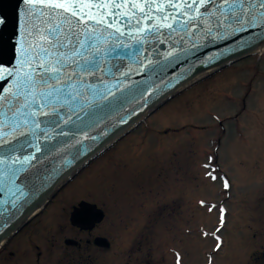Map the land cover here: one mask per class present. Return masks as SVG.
I'll return each instance as SVG.
<instances>
[{"label": "rangeland", "instance_id": "1", "mask_svg": "<svg viewBox=\"0 0 264 264\" xmlns=\"http://www.w3.org/2000/svg\"><path fill=\"white\" fill-rule=\"evenodd\" d=\"M205 163L220 178L209 180ZM224 179L230 182L227 190ZM72 193L75 202L95 204L107 214L111 246L93 248V264H137L136 255L149 264H176L177 252L181 264H207L215 241L201 230L215 231L220 213L218 208L209 213L201 200L226 210L227 224L219 233L223 250L214 264H264V53L166 102L80 171L59 197L67 201ZM143 211H148L144 220ZM35 234L46 240L41 231ZM71 235L66 230L57 248L43 253L72 257V248L62 243ZM44 244L47 250L50 242ZM5 255L0 264H7Z\"/></svg>", "mask_w": 264, "mask_h": 264}, {"label": "water", "instance_id": "2", "mask_svg": "<svg viewBox=\"0 0 264 264\" xmlns=\"http://www.w3.org/2000/svg\"><path fill=\"white\" fill-rule=\"evenodd\" d=\"M19 7L20 0H0V19L4 20L0 25V61L6 66L9 62L15 63L13 46L17 38ZM227 23L230 22L216 27L214 21L210 34L200 26L180 29L177 25L175 32L164 29L162 33L146 34L142 45H135L134 39L126 35L124 43L139 47V54H135L133 48L117 49L115 58L109 57L108 64L101 65L104 74L96 73L98 77L103 75L107 87L118 98L124 90L127 99L123 107L118 106L111 112L101 111L96 106L105 102L89 91L86 98L74 102L71 113L64 106L59 117H41L42 131L21 123L15 134L31 130L36 132V137L21 136L17 141L13 139L11 129L4 128L8 135L0 134V156L20 159L15 163L7 161V166L0 165L3 172L0 175V245L35 216L66 182L145 117L200 80L255 54L264 46V26L233 33ZM112 64L120 70L115 76L106 75ZM93 82L99 84V81ZM4 83L0 81V88L7 87ZM55 106L61 108V104ZM69 116L71 122L65 124L64 119ZM77 117L96 122L93 128L86 129L95 139L83 140L82 133L77 130V126L83 125ZM78 140L83 143L78 144ZM20 144L24 145L23 152L19 151ZM14 147L16 151H11ZM25 156L31 160L21 163ZM12 169H15V176L10 175ZM88 218H101V212H95L93 206L87 205L73 216L77 222Z\"/></svg>", "mask_w": 264, "mask_h": 264}, {"label": "snow or ice", "instance_id": "3", "mask_svg": "<svg viewBox=\"0 0 264 264\" xmlns=\"http://www.w3.org/2000/svg\"><path fill=\"white\" fill-rule=\"evenodd\" d=\"M214 21L216 27L230 22L226 26L231 27L233 33L264 26V0H20L13 46L15 63L9 62L6 66L0 61V81L7 85L0 88V134L8 135L4 131L7 127L14 134V140L19 141L21 136L36 137V132L31 130L15 134L21 123L42 131L41 117H59L64 106L71 113L74 102L86 98L89 91L105 102L96 106L101 111L111 112L118 106L123 107L127 99L124 90L118 98L107 87L103 75L98 77L96 73L104 74L101 65L108 64L109 57L115 58L117 49L133 48V52L139 54V47L124 43L126 35L134 39L135 45H142L146 34L162 33L164 29L175 32L177 25L180 29L200 26L210 34ZM3 23L0 19V25ZM119 70V66L112 64L106 75L115 76ZM56 104H61V108L57 109ZM77 118L83 125L77 126L83 140L95 139L86 129L93 128L96 122ZM70 122L71 116L64 119L65 124ZM23 150L24 145L20 144L19 151ZM17 159L20 158L0 156V165L7 166V161L15 163ZM30 160L31 157L25 156L20 162ZM202 167L208 170L205 175L209 180L214 182L220 178L215 174L218 169L209 163ZM10 175L15 176V169ZM223 187L230 188L227 179ZM200 205L209 213L217 208L220 213V226L215 231L201 230L205 238L215 241L214 248L207 254V264H214L216 255L223 250L219 233L227 224L226 210L203 200ZM175 255L176 264H181L180 253Z\"/></svg>", "mask_w": 264, "mask_h": 264}, {"label": "flooded vegetation", "instance_id": "4", "mask_svg": "<svg viewBox=\"0 0 264 264\" xmlns=\"http://www.w3.org/2000/svg\"><path fill=\"white\" fill-rule=\"evenodd\" d=\"M79 173L64 184L43 206L39 213L22 225L19 230L0 247V254H6L5 262H7V264H64V262L65 264H93L91 254L93 248L96 251H105L110 248L111 243L105 235V233L108 232L109 223L107 224L108 221L105 222L107 220V214L104 209L86 201L75 202L76 195L72 193L71 199L67 200L72 202L71 205L68 204L69 212L67 214V201H63V197H59L62 189L68 183L72 182ZM87 205L93 206V211L101 212V218L95 220L88 218L86 221L83 219L79 220V222H77V220L74 221V214L81 210L83 206ZM58 206H61V209L57 212ZM147 212H140V217L143 220L147 217ZM51 213L53 214L52 217ZM63 213L64 218L62 220L64 223H61L59 216ZM54 218H57L59 221H55ZM51 219H53V221H51ZM141 221L137 222V224H139V230L144 228V226H141ZM68 229L72 235L70 237H64L62 243L64 247L72 248V257H67L66 255L55 257L53 255H46V253L44 254L43 252H52L54 248H57L56 240L61 237L60 234ZM25 230L29 231L25 233ZM37 230L44 233L46 240L50 242V247L47 250L44 244L46 240H39L36 234L34 237V233L39 232ZM143 258L144 256L142 255H136L134 261L137 262V264H149L150 261L148 260L146 263V260L144 261Z\"/></svg>", "mask_w": 264, "mask_h": 264}, {"label": "bare ground", "instance_id": "5", "mask_svg": "<svg viewBox=\"0 0 264 264\" xmlns=\"http://www.w3.org/2000/svg\"><path fill=\"white\" fill-rule=\"evenodd\" d=\"M264 50V46L262 47V48H260V49H258L255 53H256V55H258V56H260V55H262L263 54V51Z\"/></svg>", "mask_w": 264, "mask_h": 264}]
</instances>
